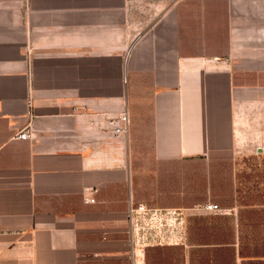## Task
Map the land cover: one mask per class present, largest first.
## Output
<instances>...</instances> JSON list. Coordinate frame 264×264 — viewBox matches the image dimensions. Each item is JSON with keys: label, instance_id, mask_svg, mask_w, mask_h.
<instances>
[{"label": "crops", "instance_id": "crops-1", "mask_svg": "<svg viewBox=\"0 0 264 264\" xmlns=\"http://www.w3.org/2000/svg\"><path fill=\"white\" fill-rule=\"evenodd\" d=\"M0 264H264V0H0Z\"/></svg>", "mask_w": 264, "mask_h": 264}, {"label": "built area", "instance_id": "built-area-1", "mask_svg": "<svg viewBox=\"0 0 264 264\" xmlns=\"http://www.w3.org/2000/svg\"><path fill=\"white\" fill-rule=\"evenodd\" d=\"M128 123V115H127V111L125 109L121 110L117 116H116V120H115V124L116 130H125L126 126ZM16 138H26L28 137V132H27V127L25 125L20 126L14 133L13 135ZM83 201H92L93 197L89 196V195H85L83 194L82 196ZM204 209H208V210H215L218 209L217 205L214 203H204L203 205ZM160 210H164L163 213H161ZM174 209H161V208H156V207H147L145 204L143 203H136L133 204L131 202L128 203L127 208H126V217L128 220V223L130 225H132L130 231H134L136 232L137 227L135 226V221H139V220H145L146 218H148V221L150 220H158L161 219V216L164 217V220L170 217V214L172 212H174ZM160 224V222L158 223ZM131 233V232H129ZM159 240L162 239V237L158 236L157 237Z\"/></svg>", "mask_w": 264, "mask_h": 264}, {"label": "rangeland", "instance_id": "rangeland-1", "mask_svg": "<svg viewBox=\"0 0 264 264\" xmlns=\"http://www.w3.org/2000/svg\"><path fill=\"white\" fill-rule=\"evenodd\" d=\"M160 211L163 213L164 210ZM184 214L183 209H175V211L170 214V217H166L165 220L164 217L161 216V219L155 221H148V218L135 221V226L137 227L136 232L130 231L132 225H130L127 220V231L131 232L130 234H132L135 244H144L153 242L154 240L157 241L159 240L157 238L158 236L162 237L160 240L166 241L182 229ZM159 222L160 224H158Z\"/></svg>", "mask_w": 264, "mask_h": 264}, {"label": "bare ground", "instance_id": "bare-ground-1", "mask_svg": "<svg viewBox=\"0 0 264 264\" xmlns=\"http://www.w3.org/2000/svg\"><path fill=\"white\" fill-rule=\"evenodd\" d=\"M124 111H125V108H124Z\"/></svg>", "mask_w": 264, "mask_h": 264}]
</instances>
